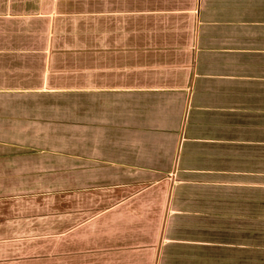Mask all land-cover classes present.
I'll list each match as a JSON object with an SVG mask.
<instances>
[{"label":"crops","instance_id":"1","mask_svg":"<svg viewBox=\"0 0 264 264\" xmlns=\"http://www.w3.org/2000/svg\"><path fill=\"white\" fill-rule=\"evenodd\" d=\"M0 264H264V0H0Z\"/></svg>","mask_w":264,"mask_h":264}]
</instances>
